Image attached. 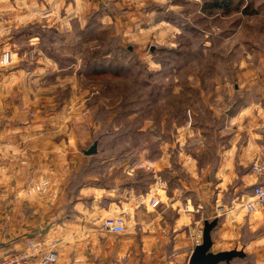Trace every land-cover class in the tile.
Instances as JSON below:
<instances>
[{"label":"rangeland","instance_id":"rangeland-1","mask_svg":"<svg viewBox=\"0 0 264 264\" xmlns=\"http://www.w3.org/2000/svg\"><path fill=\"white\" fill-rule=\"evenodd\" d=\"M242 1L244 5L247 0ZM92 2L93 7L71 12L68 20L60 23L50 17L42 19L37 6L44 0H36L39 19L18 23L10 28L11 36L0 37V48L9 47L13 52L12 62L0 65V131L11 123L25 121V114H17L20 109L30 117L64 109L66 114L60 122L55 118L48 121L61 127L68 125L70 137L66 142L75 141L78 168L87 164L89 169L91 163L82 159V150L95 140L99 143L93 169L79 175V184L90 179L93 187L117 185L121 170L117 159L124 157L129 175L126 181L123 176L120 180L136 185L137 192L149 190L151 175L148 167H139L140 162L171 154L178 142H184L183 149L190 155L204 158L208 147L227 141V135L235 129L237 121L230 123V112L241 105L245 109L248 96H254L257 90L258 96H264V0H254L255 8L262 3L263 7L252 16L240 15L237 10L203 12L204 0ZM46 4L47 14L64 11L59 1ZM94 61H102L106 71H88ZM17 72H23L25 79L15 75ZM25 96H45V100L33 108L25 107L19 102L25 101ZM18 142L23 147L24 143ZM153 145L158 149L151 151ZM20 155L10 170L19 190L8 197L0 196L4 205L1 214H5L1 230L12 237L19 228L25 229V200L36 209L45 206L44 212L30 215L41 217L43 229L49 230L62 215L59 211L67 210L65 215H70L69 205L76 199L66 196L52 207L53 198L45 194L25 197V158ZM107 159L114 160L109 176ZM162 173L158 178L164 183V169ZM86 192L77 198L85 208L93 201L96 206L104 203L102 195L91 200ZM113 199L116 205L117 197ZM148 210L139 205L141 220L148 221ZM134 217L135 213L128 221ZM134 231L135 242L142 231ZM126 246V253L131 251L126 263L142 264L134 260L139 247ZM233 260L235 264L250 263Z\"/></svg>","mask_w":264,"mask_h":264},{"label":"crops","instance_id":"crops-1","mask_svg":"<svg viewBox=\"0 0 264 264\" xmlns=\"http://www.w3.org/2000/svg\"><path fill=\"white\" fill-rule=\"evenodd\" d=\"M55 1L60 2V7L65 12L59 15L47 14L46 3ZM92 1L44 0L37 7L41 11L42 19L47 20L50 17V20L61 23L68 20L71 12L93 7L95 4ZM35 3L36 0H0V37L11 36L10 28L17 27L18 23L25 24L27 19H39L36 16L39 9ZM15 75L25 79L23 72ZM27 78L31 80L30 76ZM258 92L259 90L254 92V96H248L245 109L241 105L242 108L230 112L228 120L230 123L237 121L235 129L227 135V141L214 142L212 148L208 147L204 158L190 155L183 149L181 143L184 142H178L177 148H172L174 150L171 154L166 153L165 157L151 159L148 163L140 162L139 167H148L146 169L151 175L149 190L137 192L136 185L129 186L120 180V176H123L126 181L129 174L126 173L127 159L119 157L117 162L121 170H118L116 177L117 185L104 183L102 187H93L89 183L80 187L73 195L75 201L69 205L70 215H65L67 210H61L62 213L59 211L62 215L58 213L57 221L49 230L43 229L44 222L41 217L30 215L37 214L36 211L40 210L44 212L45 206L36 209L25 200V229L19 228L20 232L12 237V234H4L0 226V258L22 250L26 247L27 240L32 238L41 242L42 249L51 241L57 243V264L74 261L76 264H129L126 262L131 259V251L130 254L126 253L127 244L139 247L134 260L141 261L142 264H187L194 248L193 234L203 227L205 220L216 218L217 224L211 236L212 252L241 249L244 254L251 256L252 264H264V206L251 214L246 213L240 206V202L248 199L253 185L260 181V177L251 172V165L264 153V96H258ZM44 97L25 96V101L19 102L21 105L25 104V107L33 108L41 100H45ZM211 112L219 118L222 116L216 114L215 110ZM19 113L20 117L25 114V121L11 123L4 128L6 132L0 131V196L8 197L19 190L17 180L10 170L16 165L21 153L20 157L25 158V197L29 185L48 180L49 185L41 194L53 198V207L57 201L61 202L69 196L67 188L70 186L71 177L79 169L75 141L73 139L70 143L66 142L70 137L68 125L61 127L51 124L52 120L48 121L55 118L60 122L66 111L61 109L38 113L39 115L33 117L26 110L24 113L20 109L17 114ZM225 116L227 114L223 117ZM16 138L24 143L23 147L18 145ZM150 149L157 150L158 145H153ZM83 151L82 159H86ZM107 160L106 172L109 176L113 171L110 168L111 161L114 160ZM163 169L166 181L163 188L156 192L159 204L153 208L148 205V199L155 181L159 175L163 176ZM84 191H87L86 194L90 195L91 200L102 195L104 203L96 206L93 201V204L85 208L77 200ZM127 196L131 199H127ZM114 197H117L116 205L112 202ZM139 198H143L141 203H138ZM139 205L149 209L148 221L141 220L137 214ZM2 209L4 205L0 204V222L5 219V214H1ZM125 211L126 230L123 233L103 229L105 218L124 214ZM130 211L135 213V217L129 222L132 217ZM134 230L142 231L138 235L140 239L135 242L132 240L133 233H136ZM85 235L88 237L84 238ZM84 243H87L88 248L84 247ZM40 255L39 253L33 258L32 264H38ZM242 258L236 259L241 261ZM235 263L233 260L229 264Z\"/></svg>","mask_w":264,"mask_h":264},{"label":"built area","instance_id":"built-area-1","mask_svg":"<svg viewBox=\"0 0 264 264\" xmlns=\"http://www.w3.org/2000/svg\"><path fill=\"white\" fill-rule=\"evenodd\" d=\"M13 60V52L9 47L0 48V65L6 66ZM251 172L260 177V181L255 183L252 187L251 193L247 200L240 202L242 209L248 213H254L264 206V153H261L255 162L251 165ZM49 185L48 180L31 184L26 189L28 194H41L46 191ZM163 186L162 180L158 178L151 189V196L148 199V205L156 207L159 204L156 192L159 186ZM128 212V210H127ZM126 211L123 214H116L104 219L102 227L105 231L114 233H123L126 230ZM202 228L198 229L192 236L194 246L201 242ZM40 255L38 264H57L59 260L57 243L51 241L46 248L42 249L41 242L35 239H28L26 247L22 250L12 252L0 258V264H32V260L38 254ZM66 264H76L66 263Z\"/></svg>","mask_w":264,"mask_h":264},{"label":"trees","instance_id":"trees-1","mask_svg":"<svg viewBox=\"0 0 264 264\" xmlns=\"http://www.w3.org/2000/svg\"><path fill=\"white\" fill-rule=\"evenodd\" d=\"M235 0H204L203 6L201 7V11L205 12V11H213L214 9H220L221 11H224V13L226 12H232V10L234 12H239L240 15L243 16H252V15H256L258 14L259 8L261 9V6L263 7V3L260 4V7L255 8L254 7V0H247L245 1L246 4L242 5V3H244L242 0L238 1V2H234ZM237 10V11H236ZM237 18L234 19V21ZM236 22V21H235ZM88 71L91 70L92 73H98L101 74L103 72L106 71L105 67L103 66V62H93L91 65H89L88 67ZM108 70V69H107ZM115 75L117 76V74L115 73ZM157 98V96H156ZM93 143H96L97 145V152L94 155L91 156H87L86 158L89 161L90 167L88 169V166L86 164L85 168L81 165V167L78 169V171L75 173V175H72L71 177V183L70 186L67 188V194L69 195L68 197H73V195L78 191V189L86 184H89L88 182H90V179H88L87 181H85L83 179L84 183L79 184V179H81L79 177V175H81L82 172L86 171L87 172H91V170L93 169L92 167V162L94 161V159L96 158V155L98 153V148H99V143L97 142V140H95ZM89 170V171H88ZM84 184V185H83ZM72 195V196H70ZM211 236H212V232H211ZM242 261H246L249 264L251 263V256H248L247 254H244V257L241 259Z\"/></svg>","mask_w":264,"mask_h":264},{"label":"water","instance_id":"water-1","mask_svg":"<svg viewBox=\"0 0 264 264\" xmlns=\"http://www.w3.org/2000/svg\"><path fill=\"white\" fill-rule=\"evenodd\" d=\"M97 145L93 143L89 148L83 151L86 156L96 154ZM217 224V219L205 220L202 227L201 242L194 246L187 264H229L234 258H242L244 252L241 249H231L227 251L212 252L211 232Z\"/></svg>","mask_w":264,"mask_h":264}]
</instances>
